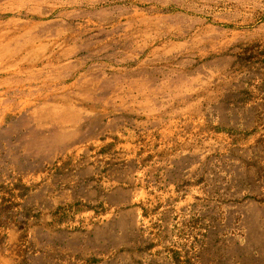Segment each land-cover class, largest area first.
<instances>
[{
	"label": "rangeland",
	"instance_id": "obj_1",
	"mask_svg": "<svg viewBox=\"0 0 264 264\" xmlns=\"http://www.w3.org/2000/svg\"><path fill=\"white\" fill-rule=\"evenodd\" d=\"M0 264H264V0H0Z\"/></svg>",
	"mask_w": 264,
	"mask_h": 264
},
{
	"label": "crops",
	"instance_id": "obj_2",
	"mask_svg": "<svg viewBox=\"0 0 264 264\" xmlns=\"http://www.w3.org/2000/svg\"><path fill=\"white\" fill-rule=\"evenodd\" d=\"M105 191H107V192H109L110 190L109 189H107V190H105ZM97 196H95V198H96ZM104 197H108L107 196V194L106 195H104V194H101V196H100V198H99V200L101 201V200H103L104 199ZM104 205H106L105 203H104Z\"/></svg>",
	"mask_w": 264,
	"mask_h": 264
}]
</instances>
